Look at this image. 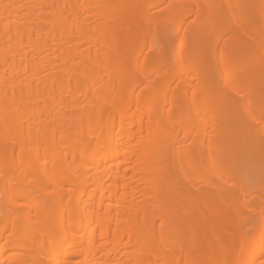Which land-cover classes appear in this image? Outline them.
Masks as SVG:
<instances>
[{
  "label": "bare ground",
  "instance_id": "obj_1",
  "mask_svg": "<svg viewBox=\"0 0 264 264\" xmlns=\"http://www.w3.org/2000/svg\"><path fill=\"white\" fill-rule=\"evenodd\" d=\"M248 159L264 0H0V264H264Z\"/></svg>",
  "mask_w": 264,
  "mask_h": 264
},
{
  "label": "rangeland",
  "instance_id": "obj_2",
  "mask_svg": "<svg viewBox=\"0 0 264 264\" xmlns=\"http://www.w3.org/2000/svg\"><path fill=\"white\" fill-rule=\"evenodd\" d=\"M166 27H168V26H166ZM166 27H164V30H165V32L166 33H168L169 32V30H167V29H165ZM168 32H167V31ZM166 36H167V34H165ZM167 38H169V37H167ZM250 158V157H249ZM253 159V158H252ZM252 159H248L247 160V162H245L246 164L245 165H248L247 166V168H248V170H247V178L248 179H246L245 178V181L244 182H247V185L249 184V185H252L253 187H257V185L259 186L260 184L262 185V183L264 182V176H262L263 175V170H262V168H263V163L261 162V160L259 159V162H258V160L256 161V160H252ZM251 160V161H250ZM245 161V160H244ZM253 161H256L257 162V165L258 166H256V164H255V166L253 165L252 167L250 166L251 165V163H253ZM249 162H251V163H249ZM259 163V164H258ZM250 164V165H249ZM255 167H259L257 170L255 169ZM250 168H251V170H250ZM253 168V169H252ZM253 170H255L256 171V175H257V177H255V179H254V176L253 175H255V171H254V174H253ZM252 172V173H251ZM251 175V176H250ZM255 175V176H256ZM261 176H262V179H263V181H260L261 180ZM251 180V181H250ZM253 181V182H252Z\"/></svg>",
  "mask_w": 264,
  "mask_h": 264
}]
</instances>
